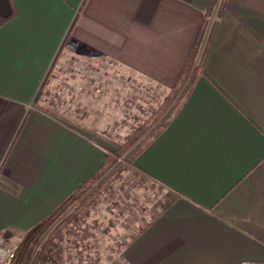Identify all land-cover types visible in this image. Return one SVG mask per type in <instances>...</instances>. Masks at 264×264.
Wrapping results in <instances>:
<instances>
[{
	"label": "crops",
	"instance_id": "0c3cea01",
	"mask_svg": "<svg viewBox=\"0 0 264 264\" xmlns=\"http://www.w3.org/2000/svg\"><path fill=\"white\" fill-rule=\"evenodd\" d=\"M209 3L0 0V233L97 173L115 104L139 102L143 125L165 105ZM227 4L184 105L69 224L124 239L126 264H264V0Z\"/></svg>",
	"mask_w": 264,
	"mask_h": 264
},
{
	"label": "trees",
	"instance_id": "16d2710c",
	"mask_svg": "<svg viewBox=\"0 0 264 264\" xmlns=\"http://www.w3.org/2000/svg\"><path fill=\"white\" fill-rule=\"evenodd\" d=\"M228 0H210L206 8L205 17L200 29L198 38L184 70V74L179 83L173 89L169 100L162 106L161 109L152 113L146 123L139 128L138 132L121 145H118L116 150H108L104 157V162L101 168L89 180L84 182L79 188L72 191L65 200L56 208V210L43 223L39 230L43 234L47 228L64 215L71 207L74 208L66 215L58 224V230L64 229L70 223L78 222L81 214L91 205H93L99 195L116 179L121 172L128 166H136L134 161L137 156L145 149L158 135L170 124L172 119L176 116L178 111L186 102L194 84L203 70L206 56L208 54L209 46L213 37V33L218 24V17L221 15L223 9L227 7ZM216 16L212 23H210L213 13ZM199 58V59H198ZM198 59V61H197ZM194 69L184 92L179 97L171 111L162 119V121L149 133V135L137 145L135 149H131L141 140V138L149 132L166 113L167 109L172 105L173 100L179 95L180 91L186 84L191 71ZM127 154V155H126ZM123 158V160H121ZM121 160V161H120ZM37 235L34 243H38ZM54 244V236L50 235L40 247L38 255L31 261L30 253L24 258L22 264H39L41 258L46 255V251ZM31 261V263H30Z\"/></svg>",
	"mask_w": 264,
	"mask_h": 264
},
{
	"label": "rangeland",
	"instance_id": "374dc122",
	"mask_svg": "<svg viewBox=\"0 0 264 264\" xmlns=\"http://www.w3.org/2000/svg\"><path fill=\"white\" fill-rule=\"evenodd\" d=\"M215 16L216 14L214 12L210 23H212ZM194 69L195 68H193V70L191 71L189 78L186 84L184 85L183 89L180 91L179 95L173 100L172 105L169 107V109H167L166 113L164 114L165 116L171 111L181 94L184 92L188 81L193 75ZM137 91L138 90H128L129 93L135 94V96L128 95L129 100H134L136 98L135 103L140 101L142 98V93ZM126 104L127 103L120 105L115 104L116 107L119 108V111H117L115 114L120 116V119H118L117 121L120 122V126L117 127L118 132L112 133L110 132L111 130L109 128L103 127L98 133V135L103 138L102 140H104V143L111 145L110 150H116L118 148V145L124 144L129 139V137L134 135V133L136 134L138 132L139 128L142 127L143 123L145 122H142V106L139 105V102L138 105L135 107L137 110H135L134 116H132V110L128 111L123 108L124 106H126ZM113 105H108L106 103L107 113L113 112L112 110H109L110 107H112ZM130 106L129 110L132 109V106ZM151 113L149 116L152 115ZM162 118L150 131H152L162 121ZM149 132H147L141 138L142 141L149 135ZM137 144L131 149V151L137 147ZM121 160H123V158H121ZM74 206L71 207L58 220L52 223L43 234H40L39 232V230L43 226V224H41L37 228L33 229V231L31 232H27L24 234H16L11 237L7 235L10 239V245L19 248V264H22L24 262V258L27 256L28 253L31 252L29 251L30 249L32 250L30 254L31 261L34 260V258L38 255V252L40 251L41 245L50 235L54 236V244L49 247V249L46 251V255L41 258L39 264H126L123 253L119 252L117 249V247L122 245L124 239H114L110 237L108 233L104 234L100 232L89 233L85 235L84 232H82L81 230L79 231L78 223L70 225L69 230V224L65 226L64 229L58 230V224L66 215H68V213L74 208ZM85 211L83 212V214L85 213ZM39 234L40 236L38 237V243L35 244L34 239Z\"/></svg>",
	"mask_w": 264,
	"mask_h": 264
},
{
	"label": "built area",
	"instance_id": "2783aa9c",
	"mask_svg": "<svg viewBox=\"0 0 264 264\" xmlns=\"http://www.w3.org/2000/svg\"><path fill=\"white\" fill-rule=\"evenodd\" d=\"M19 248L10 245L7 234L0 233V264H19Z\"/></svg>",
	"mask_w": 264,
	"mask_h": 264
},
{
	"label": "water",
	"instance_id": "95a60500",
	"mask_svg": "<svg viewBox=\"0 0 264 264\" xmlns=\"http://www.w3.org/2000/svg\"><path fill=\"white\" fill-rule=\"evenodd\" d=\"M164 117H165V116H164ZM164 117H163V118H164ZM163 118H162V119H163ZM150 132H151V131H150ZM150 132H149V133H150ZM146 136H147V135H146ZM141 141H142V140H141ZM141 141H140V142H141ZM140 142H139V143H140ZM139 143H138L137 145H139Z\"/></svg>",
	"mask_w": 264,
	"mask_h": 264
}]
</instances>
